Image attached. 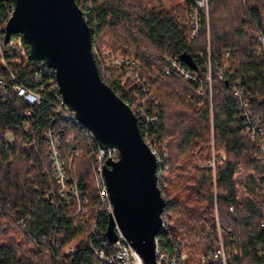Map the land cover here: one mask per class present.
Here are the masks:
<instances>
[{
    "label": "trees",
    "instance_id": "1",
    "mask_svg": "<svg viewBox=\"0 0 264 264\" xmlns=\"http://www.w3.org/2000/svg\"><path fill=\"white\" fill-rule=\"evenodd\" d=\"M75 1L91 30L96 66L107 71L101 76L98 70L101 79L130 108L141 101L148 116L157 117L156 124L137 122L161 163L166 225L158 237L166 251L186 255V264H223L210 257L221 243L225 264H264V163L256 158L264 151V0H207L206 10L196 0L168 6L162 0ZM10 14L9 0H0V264H109L98 257L112 253L105 237L108 204L85 131L56 115L55 86L47 77L34 80L37 63L22 36L4 41ZM105 48L127 63L109 66ZM168 58L195 80L166 74ZM16 86L40 88V104L21 101ZM245 100L258 122L254 140L238 110ZM49 126L63 129L60 155L87 198L84 211L77 212L71 195H59L43 138ZM241 169L258 176L255 191L256 180L247 176L245 200L238 199L234 178Z\"/></svg>",
    "mask_w": 264,
    "mask_h": 264
},
{
    "label": "water",
    "instance_id": "2",
    "mask_svg": "<svg viewBox=\"0 0 264 264\" xmlns=\"http://www.w3.org/2000/svg\"><path fill=\"white\" fill-rule=\"evenodd\" d=\"M4 41L20 34L34 61L55 71L56 91L102 148L117 160L103 166L112 212L105 237L116 228L144 264H156L155 236L166 201L157 182V160L144 141L130 107L100 78L92 54L91 30L75 0H9Z\"/></svg>",
    "mask_w": 264,
    "mask_h": 264
},
{
    "label": "built area",
    "instance_id": "3",
    "mask_svg": "<svg viewBox=\"0 0 264 264\" xmlns=\"http://www.w3.org/2000/svg\"><path fill=\"white\" fill-rule=\"evenodd\" d=\"M195 5L199 7L200 9H207V0H196ZM196 30V29H195ZM194 30V32H195ZM2 37H0V61L4 63L3 58L1 57V47L3 46V42L1 41ZM17 46L20 48L18 51L20 52V55L23 54L22 46H21V39H17ZM93 56L95 55L98 57L97 52L94 50L92 51ZM166 61L169 63V67L165 68V73L168 74L170 70H174L180 75H182L185 79H192L195 80L189 73H187L180 64L171 59L168 58ZM37 63V70L34 73V80L36 82H41L44 77L48 78V83H53L56 89L55 85V71L52 67L43 66L40 62L34 61ZM109 66H115V67H121L127 61L125 62L122 58H116V57H109L108 59ZM98 70H101V76L107 75V71L104 70L101 63H99ZM99 73V72H98ZM10 76L14 78L13 74L10 73ZM100 76V75H99ZM101 78V77H100ZM219 79H222V74L220 73L218 76ZM209 81L210 85V77L208 76L206 78ZM1 82V81H0ZM16 96L21 99V101H24L25 103L35 106L39 105L41 102V93L40 88L36 87L34 89L27 88L24 86H16L14 87ZM238 93L237 91L235 92ZM55 102H56V115H59L63 117L65 120L71 121L76 127L82 128V130L85 131V138L87 139L89 148H90V154L94 158V172H95V178L97 180V183L101 186V198L103 201L107 202L109 211V214L112 212V207L109 203L104 179H103V166L107 161H115L117 160V153L116 149L109 147V148H102L98 144L94 134L90 129H88L85 125H83L76 117L74 112L63 102L61 95L56 91L55 95ZM132 110V113L136 116V118H140L145 120V122L149 124H156L157 123V117L155 116H148V114L145 111L144 105L141 101H135L130 108ZM238 110L242 112V116L244 118V126L245 131L249 135V137L254 140L255 139V132L256 130V124L257 118L252 116L251 109L249 106V102L247 100L243 101L239 104ZM30 112L27 110L24 112V115L29 116ZM24 129L28 130V123H23ZM63 129H56L52 127H48L45 133H43V138L48 144V155L51 160L52 164V170H53V178L57 184L59 195L62 197V199H66L67 195H71L76 199L77 202V212L84 211L85 205L87 204V198L82 196V194L78 191V188L76 186V183L71 175H69V171L67 169L66 163L64 159L61 158L60 155V142H61V135H62ZM142 135V134H141ZM144 141L147 143V145L150 147L151 151L156 157L157 165L159 166L160 160L158 158V154L156 151V148L153 144V140L149 139L147 135L142 136ZM71 149L69 151V155L75 156L77 155V148L74 146L73 142H71ZM208 166H213L212 162L208 163ZM157 174V173H156ZM158 175V174H157ZM230 211H232V208H229ZM162 218V225L160 230H162L166 222L164 221V211L161 214ZM116 232L118 234V240L114 244H110L107 241L108 246L112 247V253L107 256L104 254L103 251H100L98 254V257L101 259H105L109 264H144L141 257L138 255V253L130 246L129 242H127L124 237L121 235L118 228H116ZM155 242V260L156 264H186V257L183 254H176V253H169L166 251L164 247V240L160 237L155 236L154 239ZM71 248H68L66 252L70 251ZM210 257L216 261H220L223 264H225V254L222 244L220 243L219 247L216 248L211 254Z\"/></svg>",
    "mask_w": 264,
    "mask_h": 264
},
{
    "label": "rangeland",
    "instance_id": "4",
    "mask_svg": "<svg viewBox=\"0 0 264 264\" xmlns=\"http://www.w3.org/2000/svg\"><path fill=\"white\" fill-rule=\"evenodd\" d=\"M162 2L166 5V6H168V5H170L171 3H176V2H181V0H162ZM263 14H264V12H263ZM16 47H18V46H16ZM18 49H20L19 47H18ZM101 54H102V56H104V62L105 63H108V65H109V62H108V59H109V57H115V56H113L112 54H109L108 53V50L105 48V49H102V52H101ZM157 71H155V73H156ZM219 79V78H218ZM212 94V88H211V84L209 85V88H208V95H209V97H210V95ZM263 149V148H262ZM220 157L221 158H224L225 157V155H224V153L223 152H221L220 153ZM257 159H262V161H263V163H264V151H262V155L261 156H259V155H257V157H256ZM207 161V160H206ZM212 161V160H211ZM202 165V164H201ZM249 175H252L253 177H254V179L256 180V185H255V187H254V190H253V188H252V191H255L257 188H259V184H258V176H256L255 175V173L252 171V172H245V171H243L242 169L241 170H239L236 174H235V176H234V178H235V180L237 181L236 182V191H237V195H238V199L239 200H245L246 199V197H248V194H247V192H246V179H247V176H249ZM254 193V192H253ZM260 197H261V194H253L252 195V198L253 199H260ZM185 257H186V255H185Z\"/></svg>",
    "mask_w": 264,
    "mask_h": 264
}]
</instances>
